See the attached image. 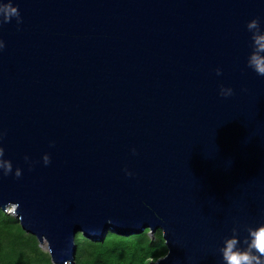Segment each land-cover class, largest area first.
Masks as SVG:
<instances>
[{"label":"water","instance_id":"water-1","mask_svg":"<svg viewBox=\"0 0 264 264\" xmlns=\"http://www.w3.org/2000/svg\"><path fill=\"white\" fill-rule=\"evenodd\" d=\"M11 2L0 209L53 264L74 263L78 233L160 230L155 264H225L231 237L246 248L264 224V76L246 24L264 27V0Z\"/></svg>","mask_w":264,"mask_h":264},{"label":"trees","instance_id":"trees-1","mask_svg":"<svg viewBox=\"0 0 264 264\" xmlns=\"http://www.w3.org/2000/svg\"><path fill=\"white\" fill-rule=\"evenodd\" d=\"M162 231L150 236V230L124 235L108 231L98 240L83 233L76 236L73 264H149L167 254ZM0 264H53L38 239L26 233L17 219L0 209Z\"/></svg>","mask_w":264,"mask_h":264},{"label":"clouds","instance_id":"clouds-1","mask_svg":"<svg viewBox=\"0 0 264 264\" xmlns=\"http://www.w3.org/2000/svg\"><path fill=\"white\" fill-rule=\"evenodd\" d=\"M0 15L3 16V22L8 23L15 17L20 22V13L18 6L13 5L11 0L6 4H0ZM247 30L251 33V51L247 56L246 64L258 76H264V27L261 25L259 18H252L246 24ZM4 48V42L0 40V49ZM220 69H217V75H220ZM222 97H228L233 94L230 86L220 85L219 93ZM135 151V149H133ZM3 156V150L0 149V157ZM49 155H43L45 165L49 163ZM0 168L4 169L5 175L12 170L9 161H0ZM16 175H20L19 169ZM239 241L236 237L228 238L224 241L221 249L222 257L225 264H264V224L248 229L247 247L239 248Z\"/></svg>","mask_w":264,"mask_h":264},{"label":"rangeland","instance_id":"rangeland-1","mask_svg":"<svg viewBox=\"0 0 264 264\" xmlns=\"http://www.w3.org/2000/svg\"><path fill=\"white\" fill-rule=\"evenodd\" d=\"M6 210H7V211H6ZM6 210H3V211H4L7 215H10V216L13 217L14 219H17L16 214L13 212V206H12V207H8V208H6ZM17 220H18V219H17ZM157 232H159V230H157L155 233L150 232V236H151L152 238H155V234H156ZM39 246H40V249H41L44 253H46V254H48V255L50 256L47 246H44V244H42V243H40V242H39ZM162 258H163V257H161V258H159V259H156V260H154V261H151L149 264H155V263H157V262H158L160 259H162ZM67 264H69V263H67Z\"/></svg>","mask_w":264,"mask_h":264},{"label":"bare ground","instance_id":"bare-ground-1","mask_svg":"<svg viewBox=\"0 0 264 264\" xmlns=\"http://www.w3.org/2000/svg\"><path fill=\"white\" fill-rule=\"evenodd\" d=\"M43 244H44V246L48 247V242L46 241V239H44Z\"/></svg>","mask_w":264,"mask_h":264}]
</instances>
